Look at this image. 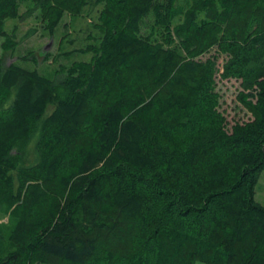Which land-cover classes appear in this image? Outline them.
Segmentation results:
<instances>
[{"label": "trees", "instance_id": "16d2710c", "mask_svg": "<svg viewBox=\"0 0 264 264\" xmlns=\"http://www.w3.org/2000/svg\"><path fill=\"white\" fill-rule=\"evenodd\" d=\"M25 1L52 34L91 0H0V38ZM92 1L89 62L52 80L0 61V264H264V0H192L174 47L140 33L153 0ZM217 77L248 120L219 111Z\"/></svg>", "mask_w": 264, "mask_h": 264}, {"label": "rangeland", "instance_id": "374dc122", "mask_svg": "<svg viewBox=\"0 0 264 264\" xmlns=\"http://www.w3.org/2000/svg\"><path fill=\"white\" fill-rule=\"evenodd\" d=\"M32 6V1L22 2L19 6L20 16L7 18L4 22L6 35L0 38V61L3 65L14 63L25 69H36L41 75L56 80L60 77L59 72L65 71L73 63L91 60L92 49L98 48L102 37L98 27L102 3L96 4L91 0L78 14L65 13L52 34L47 31L46 23L37 11L30 16H24L27 9ZM165 6L175 13L174 18L169 22L167 21L170 14L164 10ZM191 6L192 0H153L151 9L140 21V33L153 40L162 41L169 32L172 40L166 45L179 46V38L174 35L173 29L185 20ZM196 15L198 21L207 19L203 10H198ZM215 49L213 45L209 51L199 57L211 56L216 53ZM223 58L224 56L218 58L219 64ZM215 91L218 94L217 107L229 122L245 121L250 118V113L238 99L242 91L240 80L217 77ZM255 199L264 204V170L255 185ZM50 205L52 204L47 203L44 208ZM12 226L13 222L10 218L0 213V255H6L12 250L8 240ZM27 256L31 257L27 264H35L33 260L35 255ZM48 260L53 264H71L57 259ZM194 264L203 263L197 261Z\"/></svg>", "mask_w": 264, "mask_h": 264}]
</instances>
